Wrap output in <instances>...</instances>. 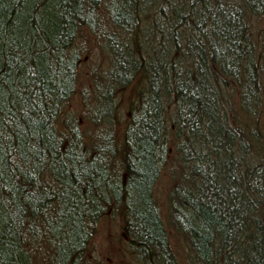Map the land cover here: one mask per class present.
<instances>
[{"label": "trees", "instance_id": "1", "mask_svg": "<svg viewBox=\"0 0 264 264\" xmlns=\"http://www.w3.org/2000/svg\"><path fill=\"white\" fill-rule=\"evenodd\" d=\"M153 1L140 10L163 17L155 32L165 55L152 65L165 85L155 91L144 76L121 140L102 123L88 136L60 114L74 96L75 34L89 24L113 40L97 12L137 28L135 0H0V264H79L107 211L131 218L124 229L138 261L178 264L151 195L168 141L182 144L187 171L168 210L190 247L179 262L264 264V139L238 117L243 107L264 126V0ZM109 56L114 67L102 75L118 83L131 52ZM158 98L174 103L173 130ZM96 99L104 107L111 96Z\"/></svg>", "mask_w": 264, "mask_h": 264}, {"label": "bare ground", "instance_id": "2", "mask_svg": "<svg viewBox=\"0 0 264 264\" xmlns=\"http://www.w3.org/2000/svg\"><path fill=\"white\" fill-rule=\"evenodd\" d=\"M150 1L151 3L154 2L153 0ZM135 3L137 5L133 6V13L135 17H138L139 23L137 24V28H135L134 24H127V26L119 28L120 25L115 23L111 16H105V12H97L96 15L93 14L94 17H105L102 25H100L99 31H103L106 34L105 31L110 29V32L113 34V40L111 37L107 39L101 32L96 33L97 31L89 24L82 25L81 29H79L74 36V53L76 54L74 98L77 97L81 104L79 108L80 113H78L80 115L85 113L86 117L91 119L90 123L87 125V134L95 132L96 129L94 125H96V123L98 126H101L102 123L107 124V128H109V131H112L115 136H118L121 140L126 139L128 135L126 131L127 126L130 124L129 127H132L130 122L135 115L137 104L141 102L144 97V90L147 89L144 76L147 75V73L153 74L152 81H154L155 86L152 88L154 90L158 88L162 92V87L165 85L163 82L157 81L159 77H157V74H159V72L156 71L152 65V62H154L157 57L165 55V52L161 49V40L163 39L159 32H155L158 27L157 20L161 22L163 17L160 14L155 15L153 9L151 15H142L143 12L140 10L142 9V0H135ZM185 9L189 10V7ZM186 11L182 13L185 14V19H187ZM198 14H202V12L199 11ZM177 17L179 18L180 15ZM160 25L165 24L161 22ZM163 29L165 30V27ZM95 34L98 35L95 36ZM172 34L175 35L176 33L172 32ZM113 42L115 45L112 44ZM180 44L182 48H184L183 45L185 44ZM96 46L104 51V57L101 61L102 66H98V63L93 61L90 64V71L88 72L85 68L88 62L86 64L85 62L87 59H90L91 52H93ZM172 46L173 45L169 43L166 49ZM117 50L131 52L130 69L122 76L124 80L118 83L110 78L105 79L102 75L106 70H111L114 67L112 57L109 56V54ZM175 53L176 52H174V54ZM186 62L189 63V61ZM187 66L189 67V64ZM164 72L168 74L166 71ZM193 72H195V70H193ZM122 74L124 73L122 72ZM179 76H182V74H179ZM111 83H115L113 87H110ZM110 88H112V92H108ZM97 94L110 95L111 100L106 101L108 103L103 102L104 107H99V101L96 99ZM157 94L161 95L159 92ZM170 95L173 99L177 98V93L173 90ZM153 100H158L159 104L164 103L166 105L167 103V112L164 114V121L166 126L173 130L175 124L172 122L170 114L173 111L174 103L171 99L162 100L158 98ZM240 112L242 115H238V117L244 122L257 124L258 129H256V131L263 140L264 126H261L257 123V120L248 116V112L245 111L243 107H240ZM76 122L78 123L74 124V129H79L82 125H86V122L81 123L80 116L74 117V123ZM172 133L175 134L174 132ZM88 136L90 135L88 134ZM168 143V153L166 159H164L162 165L158 168V170L161 171L157 173L152 182L151 195L153 204L159 211V216L164 228L163 238L168 242L167 248L172 251L177 263L181 264L179 262L180 259L185 257L186 262L189 259L188 254L190 253V247L188 245L189 248L187 246L185 247L186 244L184 240L177 238V229L169 218L168 210L171 209V204L174 201V197H172L174 186L178 188L183 183L187 185V183L184 182L187 171H184L185 163L182 157L177 154L182 144L178 147V145L172 141H168ZM183 145L187 146L185 141ZM126 179V172H121V181L125 183ZM161 180L164 182L162 186H160ZM159 186L162 187L161 190H159ZM199 186H202V184L199 183ZM197 191L198 189L190 188L186 193L190 196H194ZM99 223L95 226L86 246H84L81 254L78 256L77 262H79V264H147L146 262L138 261L136 258V250L130 243L127 244L129 240L124 228L131 226L132 222L125 211H119L115 214H111V211H107V215L102 217ZM100 233H102V236H100ZM99 241H103V243L107 245L106 249L109 250L107 254L102 253L99 248L95 246V243Z\"/></svg>", "mask_w": 264, "mask_h": 264}, {"label": "rangeland", "instance_id": "3", "mask_svg": "<svg viewBox=\"0 0 264 264\" xmlns=\"http://www.w3.org/2000/svg\"><path fill=\"white\" fill-rule=\"evenodd\" d=\"M107 32H110V29H108V31ZM96 33H98V32H96ZM98 34H95V36H97ZM103 52L104 51H102V49H100L98 46H96L95 48H94V50H93V52H91V57H90V59H87L86 60V62H85V68L88 70V72L90 71V64L93 62V61H95V62H97L98 63V66L100 65V66H102V63H101V61H102V58L104 57V55H103ZM80 106H81V104L79 103V101H78V98L76 97V98H74V96L71 98V100L67 103V105H66V107H65V109H63L62 111H61V114H60V119H61V121H62V123H65L66 121H69V122H71L72 120H74V117L75 116H80V118H81V123H84V122H86V125H88L89 123H90V121H91V119H88L87 117H86V115H85V113L84 114H79L80 113V110H79V108H80ZM84 108V107H83ZM79 110V111H78ZM79 112V113H78ZM86 125H82L80 128H79V131H81L82 133H83V129L85 128V126ZM95 126V128H97L96 127V125H94ZM82 129V130H81ZM164 182L161 180V184H160V186H162V184H163ZM159 186V187H160ZM162 189V187H160L159 188V190H161ZM100 224V223H99ZM100 236H102V233H100ZM95 246L96 247H98L99 248V250L102 252V253H104V254H107L108 253V249H106V244L105 243H103V241L102 242H97V243H95Z\"/></svg>", "mask_w": 264, "mask_h": 264}]
</instances>
